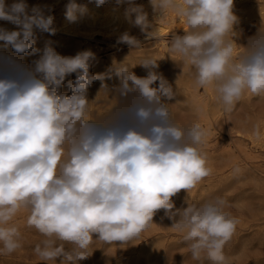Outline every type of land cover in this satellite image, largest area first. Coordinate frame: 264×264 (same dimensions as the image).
<instances>
[{
    "label": "clouds",
    "instance_id": "1",
    "mask_svg": "<svg viewBox=\"0 0 264 264\" xmlns=\"http://www.w3.org/2000/svg\"><path fill=\"white\" fill-rule=\"evenodd\" d=\"M94 2L101 6L107 0ZM150 3L163 18L172 13L186 23L185 34L171 39L170 52L194 70L195 87L213 88L225 112L246 94L264 98V31L249 40L246 53L238 52L233 39L238 23L234 0ZM66 9L69 22L86 11L76 0H68ZM132 11L137 13L134 24L146 30L147 13L141 7ZM0 20L18 26L13 31L0 28V41L20 54L39 51L34 47V29L56 31L54 17L45 15L40 6L29 14L25 0L11 5L0 0ZM148 36L158 37V30ZM119 41L139 46L128 33ZM94 59L90 50L62 56L46 44L34 72L23 80L0 79V254L21 247L14 218L25 210L27 226L45 237L35 247L39 259L78 264L91 254L93 234L105 244L138 238L158 210H165L170 219L176 215L172 197L181 190L189 192L211 173L202 150L208 132L199 123L183 128L173 121L162 97L172 99L175 92L153 71L158 67L154 58L140 62L149 69L146 77L129 72L127 64L116 71L121 96H137L135 127H101L89 119L88 88L103 79L90 74ZM73 73L72 94L60 93ZM157 81L159 86L153 87ZM254 134L260 137L259 124ZM177 212L180 219L172 227L183 233L192 258L228 264L224 249L239 220L226 211L225 200L188 204ZM65 243L74 247L66 250Z\"/></svg>",
    "mask_w": 264,
    "mask_h": 264
},
{
    "label": "rangeland",
    "instance_id": "2",
    "mask_svg": "<svg viewBox=\"0 0 264 264\" xmlns=\"http://www.w3.org/2000/svg\"><path fill=\"white\" fill-rule=\"evenodd\" d=\"M12 1L16 2L5 0L7 5ZM25 2L30 11L34 6L44 9L54 3L53 0ZM233 12L238 17V23L234 25L237 35L233 39L238 52L246 53L249 40L260 30L264 31V0H234ZM133 14L135 20V11ZM3 23L6 26L8 22L0 21V28L5 29L7 26ZM133 25L129 35L136 38L138 47L120 42L119 35L112 37V33L104 34L99 30L94 31L92 37L80 33L56 34V31L55 34L39 33L36 30L34 47L39 51L30 49L28 58L0 72V79L23 80L29 72H34L35 61L43 54L46 44L62 56H75L90 50L95 56L90 74L102 75L103 79L93 81L88 88V118L97 126L118 124L127 128L136 126L133 107L138 100L135 93L121 96L117 68L122 63L127 64L129 72L143 78L149 69L140 62L151 57L158 65L153 71L161 75L175 92L172 99L162 97V102L169 106L173 121L183 128L199 123L208 132L202 150L211 173L189 192L181 190L172 197V211L176 215L170 219L165 210H158L153 223L138 238L128 242L105 244L93 234L94 240L88 249L91 254L78 264H209L203 258H192L183 233L172 226L180 219L177 210H183L188 204L198 206L217 197L225 200L226 211L239 220L235 234L224 249L228 264H264V98L246 94L231 112H225L215 90L195 87L194 70L170 52L171 39L174 35H184L183 29L171 26L159 32L158 37H149L148 32L153 28L142 31L134 21ZM36 75L41 78V74ZM75 79V73L68 75L58 91L70 96L69 81ZM102 85L106 87L102 88ZM158 86L159 81L153 85ZM257 124L260 125L259 138L254 134ZM27 216L28 213L21 210L14 218L21 232V247L11 254H0V264H60V258L48 262L39 259L35 247L45 237L27 226ZM73 247L65 243L66 250Z\"/></svg>",
    "mask_w": 264,
    "mask_h": 264
},
{
    "label": "bare ground",
    "instance_id": "3",
    "mask_svg": "<svg viewBox=\"0 0 264 264\" xmlns=\"http://www.w3.org/2000/svg\"><path fill=\"white\" fill-rule=\"evenodd\" d=\"M53 2L54 3L49 2L50 4L48 6L46 5L47 7L43 10L45 12V15H51L54 17L53 27L56 29V34L80 33L81 35H84L86 37H92L94 31L99 30L104 32V34L112 33V37H115L117 35H119L118 37H120L124 33L129 34L134 21V11H132V9L137 7H141L143 9V12L147 13V19L149 22L148 29L153 28L152 31L158 30V33H162L163 30L171 26H176L183 29L184 31L187 29L186 23L183 20L178 19L175 14L170 13L163 18L164 14L159 10H154L153 6L150 3V0H124V2L122 3H117V0H107V2L101 6H97L94 0L93 2H89V0H76V3L84 7L86 11L82 15L78 13V19L75 22H69L66 19V5L68 4V0H53ZM41 8L43 7L41 6ZM5 22H8V25H6L7 27L3 23V25L6 27V30H19L18 26L12 24L9 21ZM36 30L37 32H39L38 29H34V31ZM165 48L166 45L163 44V49ZM30 54V50L23 54L17 53L11 46L5 47L4 42L0 41V72L12 67L16 62L28 58Z\"/></svg>",
    "mask_w": 264,
    "mask_h": 264
}]
</instances>
